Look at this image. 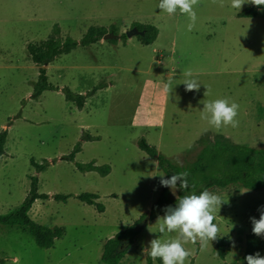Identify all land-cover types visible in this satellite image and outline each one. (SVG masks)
<instances>
[{
    "label": "rangeland",
    "instance_id": "rangeland-1",
    "mask_svg": "<svg viewBox=\"0 0 264 264\" xmlns=\"http://www.w3.org/2000/svg\"><path fill=\"white\" fill-rule=\"evenodd\" d=\"M159 2L0 0V133L8 131L0 158V215L22 206L35 177L39 193L50 198L38 199L30 218L65 229L53 248L42 249L22 228L2 227L0 264H103L108 240L149 216L163 191L171 201L179 196V189L174 195L160 185L165 172L139 147L143 140L185 166L201 150L199 140L218 134L264 149V9L244 18L254 5L239 10L231 0H224L223 7L218 0H199L198 19L189 32L188 16L179 10L169 15ZM137 25L159 29L154 43L144 45L137 36L78 47L45 66L55 89L34 98L40 71L29 45L53 37L80 41L91 27H114L121 38ZM186 70L202 83L199 92L185 90ZM169 81L171 94L165 91ZM68 91L86 97L83 108L67 101ZM220 98L240 105L238 127L217 130L202 118L203 103ZM78 146L81 151L71 161ZM88 164L108 166L110 172L104 176L78 167ZM210 191L227 201L215 213L218 237L205 250L189 242L192 255L186 264H237L253 233L250 217L259 219L264 190ZM86 193L98 195L104 212L79 200ZM57 195L68 196L67 202L54 199ZM157 218L139 224L120 264H148L150 240L176 235L159 233ZM221 239L225 259L217 251ZM258 252L264 256V250Z\"/></svg>",
    "mask_w": 264,
    "mask_h": 264
},
{
    "label": "trees",
    "instance_id": "trees-1",
    "mask_svg": "<svg viewBox=\"0 0 264 264\" xmlns=\"http://www.w3.org/2000/svg\"><path fill=\"white\" fill-rule=\"evenodd\" d=\"M264 9V6H253L248 8L243 14L244 18H255L259 10ZM140 30L146 33L144 36H138L140 43L151 45L158 38L159 29L152 25L140 26ZM59 30L57 29V32ZM109 33L118 35V31L112 27L111 30L105 27H91L85 36L80 40L67 38L62 41L58 38H50L40 44H31L28 46L29 56L34 64L39 67L40 78L35 88L34 98H39L44 91L54 90V86L48 82L46 65L53 63L56 59L63 55H68L78 47H90L100 43L104 36ZM127 42V36L124 34L120 38ZM111 43H117L118 40H109ZM86 97L83 95H74L70 91L67 92L66 99L69 102H77L80 108H83L86 102ZM8 131L0 133V158L5 154V145L7 143ZM201 150L196 159L185 165H178L171 159L159 154L155 147L150 146L146 141H141L139 147L154 158L159 167L170 177L174 172L187 171L189 173L188 180L190 187L183 191L179 189L177 199L170 200L168 191H163L158 199L151 214L143 215L140 220L134 223L129 229L118 233L114 238L108 240L104 246L101 262L103 264H120L125 258L130 248L133 246L136 237L139 234V224L145 219L154 220L159 215L164 213V209L168 205L174 206L176 200L182 195L188 194L191 191L197 194L203 189L210 190H227L230 187H238L251 191L264 190V149H256L245 145L234 143L225 136L218 134L214 138L206 137L199 140ZM81 151L78 146L75 152L69 157L71 161L75 159V154ZM35 165V161H32ZM46 166L39 167V171L44 170ZM82 171H100L106 176L110 172L108 166L99 168L93 164L78 165ZM38 187V179L32 178V185L28 197L22 206L16 211L7 215H0V229L2 227H20L25 232L30 234L38 247L42 249H51L55 246L58 239H61L65 234V229L61 227L49 228L44 227L33 221L29 213L38 199H49L50 196L40 194ZM79 200L88 205H97L99 212H104L105 208L102 204L97 203L98 195L82 194ZM58 201L67 202L68 196H54ZM167 204V206H166ZM247 247L243 258L237 264H247L245 257L249 254H255L258 251L264 250V237L256 236L253 233L247 236ZM218 255L221 259L226 257V243L224 240L218 241ZM158 264L162 261L157 258ZM148 264H154L153 259L147 254Z\"/></svg>",
    "mask_w": 264,
    "mask_h": 264
},
{
    "label": "clouds",
    "instance_id": "clouds-1",
    "mask_svg": "<svg viewBox=\"0 0 264 264\" xmlns=\"http://www.w3.org/2000/svg\"><path fill=\"white\" fill-rule=\"evenodd\" d=\"M213 2L215 3L217 0H213ZM218 2L221 7L224 6V0H218ZM246 3L257 7L264 6V0H231V7L240 10ZM198 6L199 0H160L158 8L169 15L175 14L177 10L181 14H186L189 18L187 30L191 32L198 19L196 11ZM184 76L182 84L185 86V90L199 92L202 83L194 77L192 71L186 70ZM173 88L171 81L165 85V91L169 94L173 92ZM206 94L207 90L204 95ZM203 105L202 118L217 130L227 126L233 128L239 126L237 117L240 105L237 102L229 98H220L205 102ZM188 176L187 171L174 172L167 178L162 173L159 175L160 185L169 188L175 195L177 189L183 191L189 189ZM226 202L207 188L198 194L191 191L182 195L176 200L175 206H167L164 209V215L157 218L159 233L167 232L176 235L164 240L151 239L147 248L149 256L153 260L159 258L162 264H186L192 255V251L186 247L189 242L193 245L199 243L200 249L205 250L210 242L217 239L219 227L213 221L217 210H220L222 204ZM258 211L260 212L259 219L250 217L252 232L256 236L264 237V205H261ZM245 260L247 264H264V256H261L259 252L247 255Z\"/></svg>",
    "mask_w": 264,
    "mask_h": 264
},
{
    "label": "water",
    "instance_id": "water-1",
    "mask_svg": "<svg viewBox=\"0 0 264 264\" xmlns=\"http://www.w3.org/2000/svg\"><path fill=\"white\" fill-rule=\"evenodd\" d=\"M145 31L143 30H139L137 27L133 28L132 30L128 31L126 33V36L128 39L137 37V36H144L145 35ZM104 41H109V40H120V36L116 35L114 33H109L106 34L103 38Z\"/></svg>",
    "mask_w": 264,
    "mask_h": 264
}]
</instances>
